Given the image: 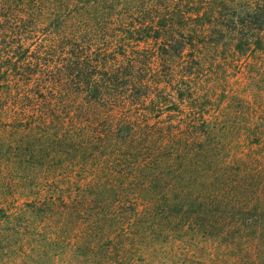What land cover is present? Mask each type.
I'll use <instances>...</instances> for the list:
<instances>
[{"label": "trees", "instance_id": "trees-1", "mask_svg": "<svg viewBox=\"0 0 264 264\" xmlns=\"http://www.w3.org/2000/svg\"><path fill=\"white\" fill-rule=\"evenodd\" d=\"M259 51L264 0H0V106L39 113L25 159L262 256L264 135L234 153L210 113H167L203 106L211 55Z\"/></svg>", "mask_w": 264, "mask_h": 264}, {"label": "rangeland", "instance_id": "rangeland-1", "mask_svg": "<svg viewBox=\"0 0 264 264\" xmlns=\"http://www.w3.org/2000/svg\"><path fill=\"white\" fill-rule=\"evenodd\" d=\"M209 59L193 83L203 106L167 113H210L233 152L246 153L247 135H264V52ZM10 107L0 106V264H264L249 247L250 253L201 229L174 228L151 208L132 212L98 189L91 173L81 172L83 180L55 160L48 167L44 158L25 159L23 129L31 121L24 117L39 113Z\"/></svg>", "mask_w": 264, "mask_h": 264}]
</instances>
